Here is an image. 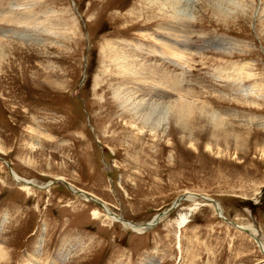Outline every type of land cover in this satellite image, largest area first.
Segmentation results:
<instances>
[{"label":"rangeland","instance_id":"obj_1","mask_svg":"<svg viewBox=\"0 0 264 264\" xmlns=\"http://www.w3.org/2000/svg\"><path fill=\"white\" fill-rule=\"evenodd\" d=\"M154 1L0 0V264H264L233 227L264 242V0ZM177 10L191 54L161 60ZM117 92L160 100L155 135L126 130ZM188 193L224 218L196 199L178 229Z\"/></svg>","mask_w":264,"mask_h":264},{"label":"bare ground","instance_id":"obj_2","mask_svg":"<svg viewBox=\"0 0 264 264\" xmlns=\"http://www.w3.org/2000/svg\"><path fill=\"white\" fill-rule=\"evenodd\" d=\"M147 1H149V0H144V2H147ZM154 1V0H153ZM155 2V1H154ZM160 3H162V5L164 4V3H166L164 0L162 1V2H157V4L156 5H159ZM179 2L177 1L176 2V4H178ZM151 5V6H150ZM150 5H148V3H146V6H147V8L146 9H152V7L154 6V4L153 3H151ZM179 8V7H178ZM21 9V8H20ZM182 11V10H181ZM180 10H177V11H175V13H174V17L172 18V23H171V25L169 26V25H166L164 28H160V26L158 27L159 29L158 30H160V32H163L164 33V35H166V36H164V38L162 39V38H159L158 40L154 37V35H152L151 36V38H152V40H153V42H159L160 44H159V46H160V48L162 49V50H160V49H157V48H151V50H150V52L151 53H154V54H156V55H158L159 57H160V59L161 60H167V57L168 56H170V57H172V58H168L169 60H171V59H175V58H180V60H181V58L183 57V54H191V52H190V48H188L187 47V45L185 44L186 43V37L189 35V34H191V33H189L188 31H183L182 29H183V27L184 26H187V25H184V24H186V23H189L190 21V18L188 17V16H184L183 14L184 13H182ZM22 15V14H21ZM0 16H4V14H0ZM10 17V16H9ZM20 17V16H19ZM23 17H25V16H23ZM27 17V16H26ZM29 18H30V16H29ZM34 20H37V18H33V20H30V19H24V18H22L21 19V17L18 19V18H16L15 19V21H19L18 23H20V24H22V23H26L28 26L29 25H31L32 24V22L34 21ZM186 29V28H185ZM188 29V28H187ZM185 33V34H184ZM13 34H15V35H17L16 33H13ZM156 34H158V33H156ZM160 35V34H159ZM188 38V37H187ZM23 39L25 40V39H27V41L29 42V41H31V40H33V38H30V37H26V36H23ZM189 39V38H188ZM157 40V41H156ZM189 44V43H188ZM158 46V45H157ZM136 48H138L137 46H136ZM186 56V55H185ZM183 60V59H182ZM116 61V60H115ZM170 62V61H169ZM181 62H183V61H181ZM124 63V62H123ZM169 64V63H168ZM183 65H184V63H182ZM174 65H175V63H174ZM176 66V65H175ZM123 67V66H122ZM144 70H145V68H144ZM151 71V73H154L155 75H158V74H160V69H158V68H154V70H150ZM123 74V73H122ZM146 74V73H145ZM140 78V77H139ZM175 78V77H174ZM177 78H175L174 80H175V82L173 81V79H172V81L174 82V85L175 86H177L178 84H179V81H177L176 80ZM161 81V80H160ZM162 85V84H161ZM158 89V88H157ZM125 90H126V88H125ZM158 91V90H157ZM129 92H130V90H129ZM128 92V93H129ZM135 92V91H134ZM97 93V92H96ZM118 94L116 95L115 94V102H117L118 104H119V107H120V111H121V115H120V117H122V119H123V121H124V125H126L127 126V128H126V130L129 132V133H131V135H133V134H136V136H137V134L138 135H141L142 133H143V130H144V128L146 127V124L148 123V121H152L154 124H152L151 125V127H150V131L151 132H154V135H155V132H156V129H157V125H156V120L154 119V118H160L161 117V115L163 114V112H162V108H163V106H161V102H160V100H158L157 101V104H160V105H154V107L152 108V106L150 107V105H151V103H145L144 101L142 102V100H141V102L142 103H140V104H137L136 106H134V105H132V100H133V97H128L127 95H123L121 92H117ZM139 93V92H138ZM140 94V93H139ZM134 94H132V92H131V95L130 96H133ZM136 95V94H135ZM138 96H140V95H137V96H134V97H137L138 98ZM147 96H148V98L145 100V101H152L151 100V98H153V97H155V98H159V97H163V94L162 93H160V92H154L153 94L150 92V93H147ZM146 98V97H145ZM160 99V98H159ZM138 101V100H137ZM136 101V102H137ZM134 102V101H133ZM135 103V102H134ZM133 103V104H134ZM188 106V105H187ZM104 107V106H103ZM102 107V108H103ZM149 107H150V109L152 110V112H153V115H151V113L149 112L148 113V111H149ZM202 107V106H201ZM180 108H184V107H180ZM126 112H129L130 114H128V113H126ZM103 113H104V111H103ZM154 113H156V115L154 114ZM183 113V112H182ZM185 113V112H184ZM125 114H128L129 116H126ZM153 116V118H151ZM185 116V115H184ZM125 117H127V120L125 119ZM151 118V119H150ZM189 118V117H188ZM128 126H129V128H128ZM106 128V127H105ZM38 129V128H37ZM36 128H35V131H34V129H32V131L35 133V136L34 137H36V138H39L40 137V135H38V134H40L39 133V131L37 130ZM107 129V128H106ZM109 130H110V128H108ZM149 135H151L150 133H149ZM136 136H126V137H130V139L132 140L131 141V145H135L134 144V141L133 140H135V138H136ZM125 137V136H124ZM153 137H155V136H153ZM3 162V161H2ZM5 162V161H4ZM5 164H6V162H5ZM10 172H11V174H12V176H16L11 170H10ZM13 180L15 181V182H19V183H21V185H24L25 186V188L28 186V187H35L34 185V183L31 181V182H27V181H24V180H22V179H20L18 176H16V178H13ZM58 180H60V181H65L64 179H58ZM23 186V187H24ZM49 185H45V186H40V187H36L38 190H41V189H45V188H47ZM73 194H75L73 191H71ZM77 192H80V190H77ZM83 193V192H82ZM82 193H80V194H82ZM79 194V193H78ZM85 193H83V195H84ZM87 197H89V195H87V194H85ZM196 196H198V195H193V194H191V193H188L187 194V196H182V197H180L178 200H176L174 203H173V206L168 210L167 209V211H166V213L169 211H171L172 210V208H175V207H178L179 206V203H180V201H182L184 198V200L183 201H188V202H191V203H193L194 204V206L193 207H190L188 210H187V212L185 213V214H182V215H180L179 216V221L177 222L178 224H177V226H178V229H181V228H184L187 224H188V221H189V218H190V216H191V214H193L192 212H193V210L195 209L196 210V206H198V203H196V201H198V200H196V199H199V198H197ZM91 197V196H90ZM89 197V198H90ZM203 199H206V198H204V197H202L201 199H199V200H201V201H203L205 204H201L202 206H211L213 209H214V211H217L216 213H218L219 212V214H220V217L221 218H224L223 217V211H222V209H221V206H219V204L218 203H214V204H211V203H213V201H211V200H209V199H207V200H203ZM210 203V204H207V203ZM101 203V202H100ZM200 203V202H199ZM104 207V211H105V213L106 214H108V213H110V211H109V209L107 208V206H103ZM103 209V208H102ZM168 212V213H169ZM218 214V215H219ZM217 215V216H218ZM6 217L7 216H5L4 218H5V221H7L6 220ZM99 217V216H98ZM115 218V219H112L114 222H117V220H119V221H121L122 219H120L119 217H116V216H112L111 218ZM163 217V216H162ZM162 219V218H161ZM191 219V218H190ZM154 220H155V222H154ZM153 220V222H150L149 224H146L147 226L145 227V226H136V225H134V224H130V223H128V222H125V221H123V222H121L122 224H123V226L125 227V228H127V229H129V230H133L134 232H136L137 234L139 233V232H143V231H147V230H149V229H152L155 225H156V220H158V218L156 217L155 219ZM160 220V219H159ZM5 221H3L2 223H1V225H3V223H5ZM98 221H99V219H98ZM100 222V221H99ZM230 223H233L234 224V222H232V221H230ZM230 223H228V224H230ZM149 225V226H148ZM230 225H232V224H230ZM237 231H239V232H242V233H245L246 235H248L249 236V238H251L254 242H255V245L257 246V248H258V250H259V252L262 254V256L264 257V242H263V240L261 239V236H259V233L254 229V228H251V227H245V226H239V225H236L235 224V226H233ZM132 231V232H133ZM179 234V233H178ZM253 236V237H252ZM256 239V240H255ZM264 239V238H263ZM179 243L177 244V249H179ZM1 256V255H0ZM32 260H30V264H40L39 263V261H40V258H39V256H35V257H33V258H31ZM262 262H264V261H262ZM51 264H57L56 262H53V263H51Z\"/></svg>","mask_w":264,"mask_h":264},{"label":"water","instance_id":"obj_3","mask_svg":"<svg viewBox=\"0 0 264 264\" xmlns=\"http://www.w3.org/2000/svg\"><path fill=\"white\" fill-rule=\"evenodd\" d=\"M158 218V217H157ZM159 219V218H158ZM158 220H156V222H157ZM154 222H155V220H154ZM253 237V236H252ZM256 240V239H255Z\"/></svg>","mask_w":264,"mask_h":264}]
</instances>
